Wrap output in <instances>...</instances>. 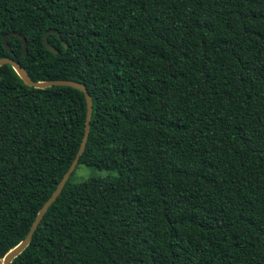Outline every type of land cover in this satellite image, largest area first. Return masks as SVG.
<instances>
[{
  "label": "trees",
  "instance_id": "1",
  "mask_svg": "<svg viewBox=\"0 0 264 264\" xmlns=\"http://www.w3.org/2000/svg\"><path fill=\"white\" fill-rule=\"evenodd\" d=\"M3 56L34 81L85 85L75 169L116 173L74 169L10 264H264V0H0ZM85 115L80 90L0 65V258Z\"/></svg>",
  "mask_w": 264,
  "mask_h": 264
},
{
  "label": "water",
  "instance_id": "2",
  "mask_svg": "<svg viewBox=\"0 0 264 264\" xmlns=\"http://www.w3.org/2000/svg\"><path fill=\"white\" fill-rule=\"evenodd\" d=\"M51 32H54L57 34V36H59V33L57 31L48 30L43 34L42 41H43L44 46L48 50H50L52 53H56L57 50L54 47H52L48 42V34ZM11 34H14V35L21 38L22 46H23V55H25L26 54V48H27L26 39L20 33L8 32V33L4 34L2 37V42L5 46V48L7 50L10 49L8 42H7V38ZM63 45L65 48L67 47V44L65 42H63ZM3 64L11 65L13 67V69L16 71V73L18 74V76L23 80V82L26 85L37 87V88L49 87L52 85L70 86V87L76 88V89L80 90L81 92H83L84 97H85V101H86V115H85V121H84V133H83V137L81 140L80 147L77 150L75 157L72 160L70 166L68 167L66 172L63 174V176L61 177L59 182L57 183L55 189L52 191L50 196L46 199V201L39 208V210H38L32 224H31L27 234L25 235V237L19 243H17L14 247L9 249L4 254V256L2 257V264H10V262L16 256H18L26 248V246L29 244L31 237L33 235V232L35 231L37 225L39 224L40 220L42 219L43 215L45 214L47 208L55 201L56 197L60 194L65 182L67 181V179L69 178V176L71 175L73 170L75 169V167L78 163L79 156L81 155V153L83 152V150L85 148L87 135H88L89 128H90L89 121H90V117H91V113H92V100H91L90 94L88 93V90L86 89L85 85L82 83H79V82L74 81V80H69V79H53V80L34 81L30 78L27 71L24 69V67L21 66V64L18 61L13 60L12 58H10L8 56H3V57H0V65H3Z\"/></svg>",
  "mask_w": 264,
  "mask_h": 264
},
{
  "label": "rangeland",
  "instance_id": "3",
  "mask_svg": "<svg viewBox=\"0 0 264 264\" xmlns=\"http://www.w3.org/2000/svg\"><path fill=\"white\" fill-rule=\"evenodd\" d=\"M115 174H116L115 171L99 170L90 166L80 164L74 170V173L72 175V180L79 181L94 176L106 177V176H113ZM0 264H2V258H0Z\"/></svg>",
  "mask_w": 264,
  "mask_h": 264
}]
</instances>
